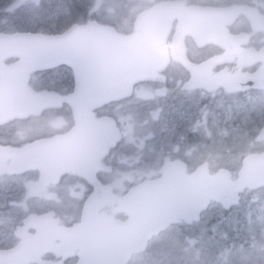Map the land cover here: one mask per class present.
I'll return each mask as SVG.
<instances>
[{"label":"flooded vegetation","instance_id":"obj_1","mask_svg":"<svg viewBox=\"0 0 264 264\" xmlns=\"http://www.w3.org/2000/svg\"><path fill=\"white\" fill-rule=\"evenodd\" d=\"M26 1L32 16V0H0L1 25L26 19L27 10L20 14ZM164 4L171 5V17L148 19L147 30L137 31L139 15ZM143 6L122 28L100 23L99 12L91 15L90 7L83 14L82 5L70 4V22L64 31L74 24L87 26L96 21L125 36L163 35L168 61L133 83L129 95L84 109L79 117L71 104L76 102V70L63 63L28 73L27 88L33 99L48 93L59 103L24 116L15 115L14 105L13 109L0 107V148L8 149L13 159L30 148L42 154L45 142L62 139L73 144L78 138L83 164L58 175L47 173L41 160L19 170H1L0 213L27 214L18 220L16 244L20 234L32 237L38 233L32 223L26 225V219L43 216L50 234L44 236L42 260L77 264L81 254L94 249L88 244L95 239V229L84 224L98 222L100 228L112 231L109 236L102 232L98 239L116 240L113 234L134 217L140 200L131 195L136 187L146 182L195 179L198 171L203 177L221 174L233 182L252 176L255 187L242 192L238 204H211L199 221L180 219L152 237L144 251L138 253L132 246H125V251H132L127 264H164V255L176 245L183 246L182 254L188 255L192 245L212 235L210 229L219 221L211 214L216 205L226 219L237 209L254 210L257 249L264 255V0H148ZM0 29L9 34L21 31L19 27ZM197 37L215 38L199 44ZM215 58L219 60L203 69ZM20 61L14 55L2 62L0 84L8 69ZM197 74L208 83L192 86ZM216 82L221 83L211 90ZM82 122L87 123L85 128ZM231 132L237 134L236 142L229 139ZM94 196L100 205L87 212L86 204ZM141 201L148 204L149 197ZM204 225L207 230H202ZM76 226L80 227L78 248L73 249L68 236ZM233 233L237 234L228 229L219 240L221 246L226 240L237 241L235 236L228 239ZM229 252L224 251L226 260Z\"/></svg>","mask_w":264,"mask_h":264},{"label":"water","instance_id":"obj_2","mask_svg":"<svg viewBox=\"0 0 264 264\" xmlns=\"http://www.w3.org/2000/svg\"><path fill=\"white\" fill-rule=\"evenodd\" d=\"M101 4L102 0H95L90 13L97 12ZM172 13L169 5H162L145 12L139 18L137 29L146 31V20L160 21L162 18L171 17ZM89 29V35L79 25H73L68 31L59 35L31 32L11 35L0 33V70L3 68L2 62L8 57L14 55L22 57L17 65L8 69L4 83L0 84V93H2L0 107L13 109L15 106V115L24 116L33 110L38 111L59 103L57 97L48 93L39 94L33 99L32 91L27 88V75L37 69L52 68L67 63L77 72L76 102L71 104L77 110L79 117L84 109L130 94L135 81L151 75L157 65L167 60L166 36L148 34L122 36L114 28L100 26L96 22L90 23ZM214 38L197 37V40L199 44H203ZM218 60L215 58L208 61L203 65V69ZM196 76V79H193L194 84L208 83L199 74ZM218 83L221 82H216L210 89L217 88L220 85ZM86 125V122H82V128ZM77 140L79 139L77 138L73 144H67L62 139L45 142L40 144L43 146L42 154L39 155L36 149L30 148L25 155H17L13 159H10L8 149L0 148V170L23 168L38 160L43 161L45 171L53 175L60 174L67 167L77 169L83 164V145ZM204 175L201 171L196 179L147 182L144 187L136 188L131 195L140 200L136 203L132 221L114 233L116 240H99V243L90 241L88 245L94 249L82 255L78 264H127L129 252L126 254L123 250L125 245H132L140 251L167 223H173L177 219L192 221L212 200L225 205L236 204L242 191L247 187L255 186L252 176L230 182L214 177L205 179ZM143 196L149 197L148 204L142 203ZM98 200L96 196L89 199L87 211L100 203ZM42 220V217L33 216L26 222L36 226L40 235L31 238L20 234L22 242L18 246L9 250H0V264H31L34 261L51 264L41 260V255L46 251L45 240L41 236L50 234ZM98 225V222L86 223L85 227L95 229L96 237L99 236L98 229L105 233V228H100ZM78 238V228H75L74 234L70 235V245L77 248ZM114 247L120 248V251L116 253Z\"/></svg>","mask_w":264,"mask_h":264},{"label":"rangeland","instance_id":"obj_3","mask_svg":"<svg viewBox=\"0 0 264 264\" xmlns=\"http://www.w3.org/2000/svg\"><path fill=\"white\" fill-rule=\"evenodd\" d=\"M73 2L82 5L85 9L94 4V0H32L31 16L29 15L31 4L26 1L25 6L21 7L20 14L27 10V18H21L9 25L6 22L1 25L0 22V27L39 28L40 32L64 30L70 22L68 17L70 9L68 7ZM144 2L148 3V0H103L98 14L99 22L103 24L112 23L123 28L132 17L141 12V9L144 8ZM229 139L231 142H236L237 134L235 132L229 133ZM214 204L218 203L214 202ZM213 206L211 214L216 215L219 221L211 227L212 235H209L206 240L192 245L188 255L182 254L183 246L181 245L171 247L164 255V264H264V255L261 252L258 253L257 249L259 233L256 222L252 220L255 215L254 210L245 212L243 209H237L229 214L228 219H226L221 208L216 205ZM26 215L12 211L0 213V247H9L18 241L15 236L16 227L19 224L18 220ZM223 221L227 224V229H224ZM205 229L206 225L202 226V230ZM228 229L234 230L238 234L233 233L229 235L228 239L235 236L238 242L226 240V244L221 246L219 240L226 236ZM165 247L169 248L170 245ZM227 250L230 252L226 260L224 251L227 252ZM153 264L158 263L154 261Z\"/></svg>","mask_w":264,"mask_h":264},{"label":"trees","instance_id":"obj_4","mask_svg":"<svg viewBox=\"0 0 264 264\" xmlns=\"http://www.w3.org/2000/svg\"><path fill=\"white\" fill-rule=\"evenodd\" d=\"M24 29V28H23Z\"/></svg>","mask_w":264,"mask_h":264}]
</instances>
